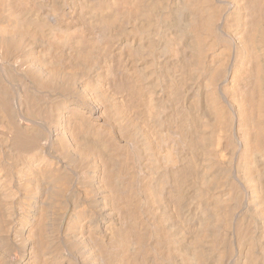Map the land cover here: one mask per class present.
<instances>
[{
    "label": "bare ground",
    "instance_id": "bare-ground-1",
    "mask_svg": "<svg viewBox=\"0 0 264 264\" xmlns=\"http://www.w3.org/2000/svg\"><path fill=\"white\" fill-rule=\"evenodd\" d=\"M0 264H264V0H0Z\"/></svg>",
    "mask_w": 264,
    "mask_h": 264
}]
</instances>
